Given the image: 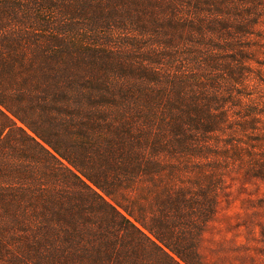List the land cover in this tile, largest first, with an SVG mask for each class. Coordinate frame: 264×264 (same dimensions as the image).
I'll return each mask as SVG.
<instances>
[{
	"label": "trees",
	"instance_id": "16d2710c",
	"mask_svg": "<svg viewBox=\"0 0 264 264\" xmlns=\"http://www.w3.org/2000/svg\"><path fill=\"white\" fill-rule=\"evenodd\" d=\"M263 19L264 0H0V264H203L227 177L264 180V139L237 137L264 111L235 90Z\"/></svg>",
	"mask_w": 264,
	"mask_h": 264
},
{
	"label": "rangeland",
	"instance_id": "374dc122",
	"mask_svg": "<svg viewBox=\"0 0 264 264\" xmlns=\"http://www.w3.org/2000/svg\"><path fill=\"white\" fill-rule=\"evenodd\" d=\"M253 32L245 44L251 47L246 53L250 58L247 71L235 90L245 95L239 102L241 107L258 104L264 111V19ZM243 110L233 108L232 118ZM259 120L256 129H241L237 137L243 142L264 139V117ZM242 121L234 119L233 124L240 126ZM199 250L203 264H264L263 179L246 176L244 169L231 172L220 195L218 212L202 234Z\"/></svg>",
	"mask_w": 264,
	"mask_h": 264
}]
</instances>
